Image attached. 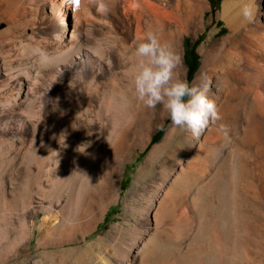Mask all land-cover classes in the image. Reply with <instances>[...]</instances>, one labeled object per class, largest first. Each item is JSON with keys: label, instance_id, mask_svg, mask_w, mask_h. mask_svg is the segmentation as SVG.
Segmentation results:
<instances>
[{"label": "bare ground", "instance_id": "obj_1", "mask_svg": "<svg viewBox=\"0 0 264 264\" xmlns=\"http://www.w3.org/2000/svg\"><path fill=\"white\" fill-rule=\"evenodd\" d=\"M101 2L110 7L106 15L98 11ZM81 3L0 0V87L10 91L0 95V111L23 106L17 128L25 125L35 134L26 142L9 131L7 119L0 120V141L7 136L23 155H32L23 163L22 181L40 192L49 151L56 167L54 147L67 157L80 137L76 128L92 113L88 128L104 170L103 194L111 189L112 196L88 205L93 175L64 165L66 177L51 181L36 205L0 198L8 211L0 216V246L10 254L5 261L28 253L34 240L42 249L83 248L84 258L72 264H264V0H221L209 16L208 0ZM246 3L251 19L242 15ZM213 18L226 31L217 36L216 28L198 47L200 64L191 83L210 81L220 119L194 138L173 129L161 105L148 109L135 99L130 55L148 27H161L181 56L177 73L187 80L183 41L196 38ZM47 112L54 123L47 124ZM163 124L162 139L123 187L122 169ZM120 197L124 221L99 228ZM43 255L22 264H44Z\"/></svg>", "mask_w": 264, "mask_h": 264}, {"label": "rangeland", "instance_id": "obj_2", "mask_svg": "<svg viewBox=\"0 0 264 264\" xmlns=\"http://www.w3.org/2000/svg\"><path fill=\"white\" fill-rule=\"evenodd\" d=\"M220 1L221 0H208V3L210 2L209 3L210 10H207L206 16H209L211 13L214 14L218 10V8L220 7ZM216 28L218 29V32L216 34L217 36L222 35L226 31L222 21L220 20L217 21L215 18H213L211 22L205 25L204 30L201 33H199V35L196 38L190 36V37H186L183 41V47L185 48V52H183V65L187 69L188 72L187 80L189 81V83H191V80L195 75V71L197 70L200 64V54L198 52V47L204 44L208 40V38L211 37V32ZM0 91H1L0 95L3 96H5V94L7 95V93L9 94L10 92L8 88H4V90H2L1 87H0ZM47 96L48 94H43V99L47 98ZM23 110H24L23 106H17L16 108V106L7 105L0 111V120L7 119V121H9L10 123L9 131H14L15 132L14 134L16 136L21 137L24 141L28 142L34 139L35 134L33 133V129H31L28 126L26 127L25 125L19 126V128H17L18 127L16 125L17 122L15 121V118L18 117L21 114V112H23ZM37 111L38 108L35 109V112ZM47 113H48L47 124L54 123L55 119L53 120V118L52 119L49 118L50 116L49 114L51 112H47ZM87 118L88 120L86 119L85 121L82 122L83 126L81 125L76 128V133L79 134L80 137L77 139L75 138L72 141L71 150L69 151L70 154L67 157H64V153H63L64 149H61L59 146L54 147L56 149V153L58 156V163L56 167H53V163H52L53 156H51L52 151H49L50 154L49 157L46 158L42 164V169L46 172L47 175L45 174L44 177L42 178L43 190L40 192L32 186L31 187L26 186L22 181L23 175H25L23 172V163L32 155L30 153L29 154L26 153L25 155H23L22 151L17 150V147H15L14 144L12 143L10 144V139L7 136H5L4 139L0 141V198L4 199L5 203H10L12 202L13 199H17L19 206H20V202H29L31 203V205L33 204L34 206L36 205V202L38 200L45 198V195H47L49 183L51 181H54L60 175H64L66 177L67 173L64 172V167H65L64 165L66 166L71 165L74 168H76L79 173L83 172L88 176L93 175L91 176V178H89L91 181L89 180L88 189L89 188L90 189L87 190V198H86V202L88 205L96 206L97 204L101 203L102 200L104 202L105 199L107 200V198L108 200L111 199L110 198L112 196L111 189L108 191L106 195L103 194L104 170L103 168L101 169V167L99 166V163L96 158V154H94L96 153L95 141L93 138L92 131L90 132L88 128L91 122L94 121V116L92 115V113H89ZM167 119L170 120L169 117ZM163 126H165V124H163L162 128H160L159 131L156 132V134L151 139V142L148 143L149 145H147L145 150H142L138 155H135L133 159L127 162L124 168L122 169L119 178H121V185L123 187L125 188L129 187L133 177L135 176L136 169L138 168L140 162L144 160V157L147 155L150 147L154 143H156L157 141L159 142L162 139L163 130H164ZM44 150L45 147L37 149L34 154L37 157H41L44 154ZM31 166L32 169L35 171L36 169L35 160L32 161ZM94 177L95 179H93ZM45 178H47L48 180ZM62 194H64V192ZM102 195L106 197L104 198V196L102 197ZM97 198L98 199L100 198L101 201L100 199L98 200ZM121 198L122 197H120L117 201H113L112 203H110L109 208L104 216V220L100 222L101 226L99 225V228L102 226H106L105 228L106 230L110 226L112 225L117 226L124 221L125 205L123 204L124 202L121 200ZM6 207L7 206L0 207V216H5V217L8 216L7 215L8 211ZM10 215H12V213H10ZM94 236H96L95 232L91 233V235H89V237L87 238H92ZM35 246H36L35 241L32 240L29 243L28 253H21L18 256L11 258V260L5 261L6 260L5 258L10 257V254L8 253L7 248L1 245L0 264H22L23 261H25L26 263H30L34 259H38L39 256L43 254L44 255L47 254L48 257V259L45 260L46 263L44 262V264H60V263L72 264V262L75 261L76 258L80 259V257L84 258L85 256L83 248H78V249L75 248L71 250L65 248V250L64 249L56 250L53 248L42 249L38 246L36 247ZM6 254L8 255V257ZM2 256H5L3 257L4 261L2 260Z\"/></svg>", "mask_w": 264, "mask_h": 264}, {"label": "clouds", "instance_id": "obj_3", "mask_svg": "<svg viewBox=\"0 0 264 264\" xmlns=\"http://www.w3.org/2000/svg\"><path fill=\"white\" fill-rule=\"evenodd\" d=\"M88 0H82L86 7ZM98 11L107 14L110 7L101 2ZM245 19H251L249 4L242 7ZM181 56L164 35L161 27H148L143 36L133 42L129 77L135 99L148 109L161 105L168 114L173 129L190 131L194 138L220 119L214 99L209 95L210 81L189 83L177 73Z\"/></svg>", "mask_w": 264, "mask_h": 264}, {"label": "snow or ice", "instance_id": "obj_4", "mask_svg": "<svg viewBox=\"0 0 264 264\" xmlns=\"http://www.w3.org/2000/svg\"><path fill=\"white\" fill-rule=\"evenodd\" d=\"M77 3H79V0H76Z\"/></svg>", "mask_w": 264, "mask_h": 264}]
</instances>
